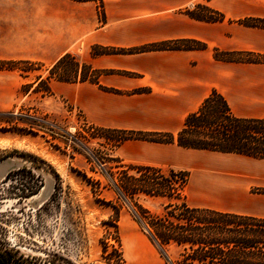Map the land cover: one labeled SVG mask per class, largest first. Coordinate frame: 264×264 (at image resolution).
Masks as SVG:
<instances>
[{"label":"crops","instance_id":"1","mask_svg":"<svg viewBox=\"0 0 264 264\" xmlns=\"http://www.w3.org/2000/svg\"><path fill=\"white\" fill-rule=\"evenodd\" d=\"M198 4L222 13L224 21L193 19L188 11ZM104 13L105 19L95 2L0 0V60L52 67L71 53L86 57L96 70L125 73L104 74L100 85L50 83L101 128L176 136L214 90L236 117L264 119V62L214 58V50L264 58V30L239 23L264 19V0H104ZM184 40L207 49L92 56L96 45L130 50ZM114 153L134 166L188 173L190 189L199 179L202 193L196 187L190 191L203 204L194 207L264 218V194L252 192L264 188V160L248 158L253 162L230 169L219 162L244 156L136 140L125 141Z\"/></svg>","mask_w":264,"mask_h":264},{"label":"rangeland","instance_id":"2","mask_svg":"<svg viewBox=\"0 0 264 264\" xmlns=\"http://www.w3.org/2000/svg\"><path fill=\"white\" fill-rule=\"evenodd\" d=\"M242 54L241 59L264 62V58ZM74 55L86 63V57ZM41 65L18 64L0 70V255L8 264H120L115 229L109 226L115 224L116 216L107 203L115 195L107 190L94 195L80 174H107L110 167L117 170L131 164L115 156V137L90 124L70 99L56 93L57 88L47 97L34 92L37 78L50 74L51 66ZM51 83L57 86L59 82ZM5 121L16 122L20 129ZM30 124H38L39 130L30 133ZM27 154L43 159L54 171L39 162L34 164ZM116 158L119 163L113 161ZM250 160L226 157L225 165L242 168L253 162ZM34 166L47 172L27 174ZM21 169L25 171L6 181L10 172ZM34 182L41 187L39 193L21 197ZM194 187L202 193L199 179L192 183L191 189ZM191 189L190 185L186 189L187 202L203 204L192 197ZM261 190L264 188L252 192L261 194ZM146 205L156 213L163 210L158 200ZM117 224L126 264L133 263L138 251L142 260L146 257L144 263L168 264L127 208L121 210ZM167 255L171 259L176 256L173 249Z\"/></svg>","mask_w":264,"mask_h":264},{"label":"trees","instance_id":"3","mask_svg":"<svg viewBox=\"0 0 264 264\" xmlns=\"http://www.w3.org/2000/svg\"><path fill=\"white\" fill-rule=\"evenodd\" d=\"M78 3L95 2L105 19L104 0H71ZM209 1V0H208ZM188 14L198 21L210 23L222 22V13L202 4ZM239 23L246 27L264 30V19L246 18ZM206 44L197 41H174L142 46L130 50L93 46L92 56L139 54L173 50H205ZM242 53H229L214 50V58L222 62L259 63L239 58ZM18 64L35 66L40 63L32 61H0V70L12 68ZM125 74L113 70H96L91 64L81 62L74 54L68 53L60 58L50 69L48 77L39 76L34 89L42 97L53 95L50 83L78 84L89 82L100 85L103 74ZM35 83V84H36ZM102 90L120 93L115 89L100 86ZM137 92H147L140 90ZM9 116L14 117L13 113ZM34 122L36 118H32ZM13 129H20L16 122L5 121ZM38 124H30L29 132L36 133ZM115 137V148L129 140L145 141L159 144H176L185 149L207 150L223 154H236L256 160H264V119L236 117L226 99L216 90L205 99L201 107L190 114L183 129L175 136L170 133L129 131L98 128ZM109 139L106 136L105 139ZM51 171L54 169L43 159L27 154ZM104 161V160H103ZM113 161L120 160L113 159ZM22 170L9 173L21 174ZM25 171V170H23ZM94 171V170H92ZM27 174L47 172L41 166H34ZM134 172L135 174H131ZM12 175V176H11ZM91 186L94 195L99 196L103 190L114 193L115 198L107 202L115 212V229L117 246L115 253L118 262L126 264L118 231V218L123 208H127L138 226L145 232L149 241L159 250L168 264H264V218L222 212L211 208L194 207L187 202L186 189L190 174L184 172L162 171L161 169L129 165L114 170L110 167L107 174H80ZM35 177V176H33ZM41 187L34 182L23 190L22 196L37 195ZM260 193H264L261 190ZM149 200L161 201L162 212L156 213L146 203ZM173 249L176 256L167 255ZM0 260L8 264L0 255Z\"/></svg>","mask_w":264,"mask_h":264},{"label":"bare ground","instance_id":"4","mask_svg":"<svg viewBox=\"0 0 264 264\" xmlns=\"http://www.w3.org/2000/svg\"><path fill=\"white\" fill-rule=\"evenodd\" d=\"M225 162H226V160L220 161L219 163H220V165H225ZM134 257H135V260L133 261L132 264H143L144 260L146 259V257H144V260H142L140 251H138ZM144 264H149V263L145 262Z\"/></svg>","mask_w":264,"mask_h":264},{"label":"water","instance_id":"5","mask_svg":"<svg viewBox=\"0 0 264 264\" xmlns=\"http://www.w3.org/2000/svg\"><path fill=\"white\" fill-rule=\"evenodd\" d=\"M0 264H4V263L0 260Z\"/></svg>","mask_w":264,"mask_h":264}]
</instances>
